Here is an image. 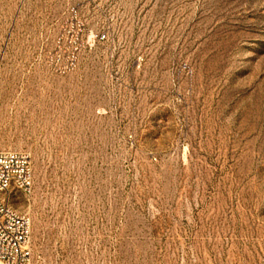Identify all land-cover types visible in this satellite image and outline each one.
Segmentation results:
<instances>
[{
  "label": "rangeland",
  "instance_id": "obj_1",
  "mask_svg": "<svg viewBox=\"0 0 264 264\" xmlns=\"http://www.w3.org/2000/svg\"><path fill=\"white\" fill-rule=\"evenodd\" d=\"M0 151L32 264H264V0H0Z\"/></svg>",
  "mask_w": 264,
  "mask_h": 264
},
{
  "label": "built area",
  "instance_id": "obj_2",
  "mask_svg": "<svg viewBox=\"0 0 264 264\" xmlns=\"http://www.w3.org/2000/svg\"><path fill=\"white\" fill-rule=\"evenodd\" d=\"M32 185L30 157L24 152L0 151V193L8 198L17 192L28 194ZM30 238V217L0 199V264H32Z\"/></svg>",
  "mask_w": 264,
  "mask_h": 264
}]
</instances>
